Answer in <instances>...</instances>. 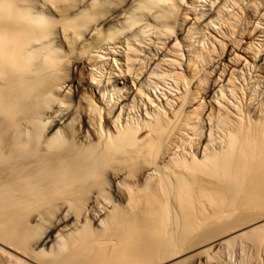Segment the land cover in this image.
<instances>
[{"label": "bare ground", "instance_id": "1", "mask_svg": "<svg viewBox=\"0 0 264 264\" xmlns=\"http://www.w3.org/2000/svg\"><path fill=\"white\" fill-rule=\"evenodd\" d=\"M0 264H264V0H0Z\"/></svg>", "mask_w": 264, "mask_h": 264}, {"label": "rangeland", "instance_id": "2", "mask_svg": "<svg viewBox=\"0 0 264 264\" xmlns=\"http://www.w3.org/2000/svg\"><path fill=\"white\" fill-rule=\"evenodd\" d=\"M80 70H81V72H84L85 74H86V72H87V68H86V67H85V68L82 67V65H81V69H80ZM231 258H232L231 261L233 260L235 263L239 260V258L236 257V256H232ZM235 258H237L238 260L235 261V260H234ZM233 261H232V262H233ZM238 262H239V261H238ZM238 262H237V263H238Z\"/></svg>", "mask_w": 264, "mask_h": 264}]
</instances>
